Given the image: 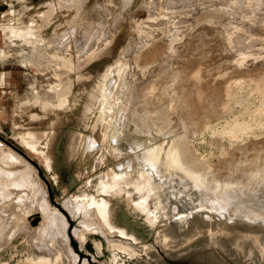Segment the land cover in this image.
I'll list each match as a JSON object with an SVG mask.
<instances>
[{
	"label": "rangeland",
	"instance_id": "rangeland-1",
	"mask_svg": "<svg viewBox=\"0 0 264 264\" xmlns=\"http://www.w3.org/2000/svg\"><path fill=\"white\" fill-rule=\"evenodd\" d=\"M123 1L0 0V154L33 169L25 175L66 218L76 264H107L105 240L138 245L159 222L161 239L190 240L174 249L242 246L260 264L264 0ZM155 146L158 161L141 162ZM64 195L80 197L75 218ZM81 220L95 225L84 245L71 233ZM23 233L0 264L67 263L53 243L38 259Z\"/></svg>",
	"mask_w": 264,
	"mask_h": 264
},
{
	"label": "bare ground",
	"instance_id": "bare-ground-1",
	"mask_svg": "<svg viewBox=\"0 0 264 264\" xmlns=\"http://www.w3.org/2000/svg\"><path fill=\"white\" fill-rule=\"evenodd\" d=\"M132 0H125L123 1L124 6L128 5ZM94 45V44H93ZM92 45V46H93ZM88 47L90 48V44L88 45ZM88 49V48H87ZM154 50V49H153ZM157 54V52H155ZM168 70V69H167ZM164 75V74H163ZM153 85V84H152ZM264 86V85H263ZM148 90V89H147ZM153 91V88L151 90V92ZM153 93H151L150 95H152ZM145 97V96H144ZM147 97V96H146ZM149 98V96L147 97ZM146 99V98H145ZM150 99V98H149ZM146 99L144 100L145 102H149ZM149 111V110H148ZM137 112V111H136ZM135 112V113H136ZM150 114V113H149ZM137 115V113L135 114ZM141 114L137 115V117H139ZM143 115V114H142ZM134 116V114H133ZM135 117V116H134ZM133 117V118H134ZM136 117V118H137ZM145 117V116H143ZM148 117V116H147ZM68 118V115L63 116L62 118L58 119L59 123H64V121ZM146 118V117H145ZM149 118V117H148ZM154 119L156 117H153ZM135 119V118H134ZM140 119V118H139ZM138 119V120H139ZM144 119V118H143ZM142 116H141V120ZM147 119V118H146ZM69 120V119H68ZM136 120V119H135ZM146 121V120H145ZM137 122V121H136ZM141 122V121H140ZM144 122V121H143ZM142 122V123H143ZM148 122V121H147ZM145 124V123H144ZM135 126V125H134ZM145 126V125H143ZM142 126V128H143ZM147 126V125H146ZM149 126V125H148ZM138 127V126H137ZM147 128V127H146ZM145 129V128H143ZM139 130V129H138ZM137 130V131H138ZM142 132L141 130H139V133ZM145 132V131H144ZM143 132V133H144ZM147 133V132H146ZM144 133V134H146ZM148 134V133H147ZM95 142V143H93ZM136 143V142H135ZM134 143V144H135ZM138 143V142H137ZM143 143V142H141ZM92 144H96V141H92ZM140 144V143H139ZM138 144V145H139ZM137 144H135L136 146ZM0 147H2V145H0ZM90 146H88L89 148ZM184 147V146H183ZM186 148V147H185ZM184 148V149H185ZM183 149V148H182ZM180 149V150H182ZM8 150V149H7ZM89 152L91 151V148L88 149ZM187 151V149H185ZM185 150H182L183 152H185ZM157 147L155 146V148L152 147V149H148L147 151L143 152L141 154V162H146L150 164L151 162H155L158 161L157 159ZM3 152H7V151H3ZM13 152V151H12ZM12 152L7 153L8 155H10V160H6L4 159L5 157H3L2 155L4 153H2L0 151V153H2V155L0 154V158H2L3 160L6 161L7 164L2 165V167L0 168V248L2 246H4V244L8 243V241L13 238V236L15 237V234L18 231H24V233H27L28 237L30 238V243L33 245L32 247V252H36L35 254L37 255L38 259L43 260V258H47V256H51V250L49 249V244L53 243V245H55L54 247L58 246V249H62L63 253H65V259L67 261L66 264H76L77 263V255L72 252V250L69 247L68 244V235H67V222H66V218L65 216L57 209L55 208H51V206L49 205V203L47 202V198H46V191L44 186L40 184V186L38 187V184L36 186L33 185V183L31 182V179L26 176L29 175L28 173L26 174V172H29L28 170H30L28 167L26 168L25 165H23V161H21L22 165L21 167L16 166V164L14 163L17 158L19 159V157H17L16 155H14ZM183 156L188 155V152L182 153L180 152ZM6 154V153H5ZM6 154V155H7ZM192 156V155H191ZM9 157V156H8ZM7 158V157H6ZM14 162H13V161ZM148 162H147V161ZM18 162H20L18 160ZM15 164V165H14ZM152 164V163H151ZM150 164V165H151ZM29 165V164H28ZM27 165V166H28ZM148 165V164H147ZM193 167V164H190ZM200 166V165H199ZM130 167V166H129ZM138 167V166H137ZM152 167V166H150ZM189 168V167H188ZM195 168V167H194ZM196 169V168H195ZM198 169V168H197ZM33 170V169H32ZM30 170V171H32ZM191 170V168H190ZM193 170V169H192ZM127 172V171H126ZM197 172V171H196ZM199 172V171H198ZM30 173V172H29ZM124 173V172H123ZM26 174V175H25ZM32 174V173H31ZM102 174V173H101ZM88 176V175H87ZM31 177V175H30ZM32 177L35 178L34 174H32ZM112 179V178H111ZM34 180V179H32ZM77 180V179H76ZM81 180V179H80ZM110 180V179H109ZM111 181V180H110ZM38 182V180H37ZM111 183H113L111 181ZM115 183V182H114ZM118 184V183H117ZM105 186V185H104ZM109 186V185H108ZM216 187V186H214ZM41 191V193L39 194V192ZM226 191V190H225ZM224 191V192H225ZM65 193V192H64ZM41 195L39 199L37 198V195ZM252 195V194H251ZM48 196V195H47ZM225 196V195H224ZM223 196V197H224ZM80 197H76V196H69L66 197L65 195L62 197V199H60V204L62 206V208L72 217L75 218L77 216V214H79V211L82 210V206L80 204L81 200L79 199ZM227 199V198H226ZM222 200V199H221ZM224 200V199H223ZM246 201V200H245ZM249 202L251 201L250 199L248 200ZM224 202V201H219ZM242 202V201H241ZM244 202V201H243ZM219 203V204H220ZM236 203V202H235ZM261 203V202H260ZM222 204V203H221ZM243 204V203H242ZM241 204V205H242ZM248 204V203H247ZM245 204V206L247 205ZM251 205H253V203L250 202ZM249 204V206H250ZM259 205V203L254 202V205ZM239 205V204H236ZM239 205V206H241ZM255 205V206H256ZM244 206V207H245ZM256 206V207H257ZM262 205L259 206V208H261ZM84 207V206H83ZM243 207V208H244ZM252 209L253 212L257 209H255L254 207H248V209ZM255 210H254V209ZM251 209L249 211V213H251V215L248 213V216L250 215V217L252 216ZM263 209V208H262ZM260 209V211L262 210ZM264 210V209H263ZM87 211V210H86ZM93 211V210H92ZM241 211V210H240ZM244 211V209H243ZM242 211V212H243ZM259 211V209H258ZM257 211V212H258ZM84 212V210H83ZM247 212V209H246ZM255 212V213H257ZM89 213V212H88ZM92 214H89L90 217L91 215L94 214V212H90ZM245 213V212H244ZM260 213V212H258ZM87 214V212H86ZM84 213V215H86ZM83 214L81 216H84ZM255 215V214H254ZM88 216V215H86ZM100 217L104 216L103 219H106V221L108 220V216H106L105 212L99 214ZM245 216H247V214H245ZM96 217V214L93 215V218ZM88 218V217H86ZM85 218V219H86ZM92 218V217H91ZM91 218L90 221H91ZM97 218V217H96ZM95 218V219H96ZM37 219H42L43 221L40 223V225H38L37 227H30L29 223L35 222ZM83 219V220H85ZM98 219V218H97ZM93 220V219H92ZM82 221V220H81ZM80 221V222H81ZM89 221V220H88ZM98 221V220H97ZM79 222V223H80ZM83 223V221H82ZM109 223V222H108ZM106 222V224H108ZM38 224V223H37ZM81 224V223H80ZM84 225V226H83ZM83 226V227H82ZM92 226H95L90 224V222H85L83 224H81V229H74L71 231L72 236L77 239L80 243H83V241L85 240L86 235L88 234L87 232H89L91 229L93 230L94 228H92ZM109 226V225H108ZM103 227V226H102ZM109 231H112V228L109 226ZM95 230V229H94ZM100 230V229H99ZM106 230V229H105ZM115 231V230H114ZM118 231V230H117ZM102 232V231H101ZM23 233V234H24ZM100 233V232H99ZM112 233V232H111ZM242 233V232H240ZM54 236V237H53ZM53 237V238H52ZM28 238V239H29ZM49 241V242H48ZM47 242V245L44 246V243ZM255 244H253L254 246ZM60 247V248H59ZM256 247V251L257 253H260V264H264V244L261 245V247H259L258 245L254 246ZM259 247V248H258ZM260 248L261 250H263L262 254L260 252ZM53 251V250H52ZM54 253V251H53ZM43 257V258H41ZM48 259V258H47ZM257 259V257H256ZM42 262V261H40ZM45 263V262H44ZM53 263V262H52ZM41 264V263H38ZM47 264V263H46ZM82 264H87L86 261H83Z\"/></svg>",
	"mask_w": 264,
	"mask_h": 264
},
{
	"label": "flooded vegetation",
	"instance_id": "flooded-vegetation-1",
	"mask_svg": "<svg viewBox=\"0 0 264 264\" xmlns=\"http://www.w3.org/2000/svg\"><path fill=\"white\" fill-rule=\"evenodd\" d=\"M161 223L156 225L149 240L142 241L138 245L123 247L109 244L105 240L104 248L111 252L107 264H256L254 252L245 250L242 246L239 249L231 247L227 250L214 247L182 250H177L176 247L174 249L177 243L180 245L186 242L183 244L186 247L190 240L177 241L169 234L168 237L171 239L164 240L167 234L161 239V227H164ZM135 228L138 229L139 225H135Z\"/></svg>",
	"mask_w": 264,
	"mask_h": 264
},
{
	"label": "water",
	"instance_id": "water-1",
	"mask_svg": "<svg viewBox=\"0 0 264 264\" xmlns=\"http://www.w3.org/2000/svg\"><path fill=\"white\" fill-rule=\"evenodd\" d=\"M14 147V146H13ZM15 148V147H14ZM16 150H18L17 148H15ZM19 151V150H18ZM20 153H21V151H20ZM24 156H26V154H24V153H22ZM27 157V156H26ZM72 179V178H71ZM241 224L243 225L242 227H244V228H250V227H255V226H253V225H251V224H249L247 221H245V220H243V222H241ZM225 225V224H224ZM225 229V231H227L228 229H227V227H226V225H225V227H223V226H219V227H216V228H214V230L212 231V233H219V232H222L223 230ZM227 233V232H226ZM264 233V232H263ZM232 236V235H231ZM229 237V236H228ZM215 248V247H214ZM210 249H212V248H210Z\"/></svg>",
	"mask_w": 264,
	"mask_h": 264
}]
</instances>
